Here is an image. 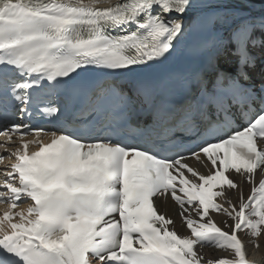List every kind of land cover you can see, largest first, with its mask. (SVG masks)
Segmentation results:
<instances>
[{
	"label": "snow or ice",
	"instance_id": "obj_1",
	"mask_svg": "<svg viewBox=\"0 0 264 264\" xmlns=\"http://www.w3.org/2000/svg\"><path fill=\"white\" fill-rule=\"evenodd\" d=\"M257 2L0 0V264H256L239 233L264 235Z\"/></svg>",
	"mask_w": 264,
	"mask_h": 264
},
{
	"label": "bare ground",
	"instance_id": "obj_2",
	"mask_svg": "<svg viewBox=\"0 0 264 264\" xmlns=\"http://www.w3.org/2000/svg\"><path fill=\"white\" fill-rule=\"evenodd\" d=\"M114 2H115V0H114ZM259 7H260V4H259V0H258L257 6H256L257 11H259ZM188 163L193 168L197 169L198 171H200L202 173H206V169L203 168L195 159H191L190 161H188ZM231 174H232L231 175L232 179L234 181H236L238 184H241V177L235 173H231ZM241 190L243 191V194L246 198L247 195L249 194V191H250L249 185L247 183L242 184L241 188H238L236 190H227L226 189V197L228 199H230L233 203H238V197H239ZM156 203H157L161 213L166 215V217L173 219L174 224L170 226L171 228H174L176 231H178L181 236L189 234L186 226L184 225V223H183V221L179 215L181 209L172 199H170L169 197H167V199H165L164 201H163V199H158V200H156ZM225 207H227L226 204H225ZM211 215H212L213 219L217 222V224L220 226H223L222 221L227 219L226 217H224L221 214L211 213ZM229 223H231V221H229ZM239 236L241 237L242 240H244V242L248 248V252H249V256H250L249 259L254 260L256 262V264H264V235H261L257 239V243L259 244L258 249L252 248L251 244L248 243L250 238L248 236H246L244 232H240ZM198 251L204 256L205 261H207L208 259H216V258L226 254V253L219 251L215 248H210L207 246H205L202 249H200L198 246ZM255 258H260L262 260L255 259Z\"/></svg>",
	"mask_w": 264,
	"mask_h": 264
}]
</instances>
